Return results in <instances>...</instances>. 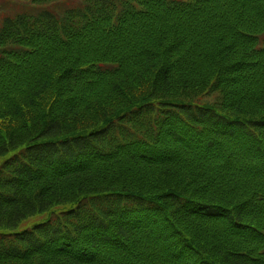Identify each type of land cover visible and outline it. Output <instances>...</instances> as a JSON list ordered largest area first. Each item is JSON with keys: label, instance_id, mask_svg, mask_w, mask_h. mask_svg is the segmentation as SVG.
<instances>
[{"label": "trees", "instance_id": "trees-1", "mask_svg": "<svg viewBox=\"0 0 264 264\" xmlns=\"http://www.w3.org/2000/svg\"><path fill=\"white\" fill-rule=\"evenodd\" d=\"M21 1L0 264H264V0Z\"/></svg>", "mask_w": 264, "mask_h": 264}, {"label": "rangeland", "instance_id": "rangeland-1", "mask_svg": "<svg viewBox=\"0 0 264 264\" xmlns=\"http://www.w3.org/2000/svg\"><path fill=\"white\" fill-rule=\"evenodd\" d=\"M82 2V0H66L62 1L60 3L56 4H46L44 5L45 7H51L53 10L59 12L62 9H68L71 8L72 6L78 5ZM32 5H29L26 2H23L21 0H0V21L4 16H9L13 15L16 13L24 12V11H29V12H36L40 9V7H32ZM216 95H210V98L208 99H203V101H209L212 102L213 99L215 100ZM40 220L39 218L31 219L29 220L28 224H31L34 221ZM21 229V228H20Z\"/></svg>", "mask_w": 264, "mask_h": 264}]
</instances>
